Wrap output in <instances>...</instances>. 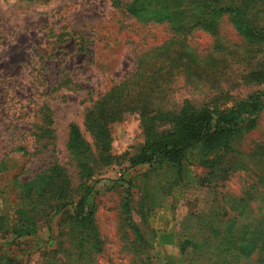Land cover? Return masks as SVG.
Listing matches in <instances>:
<instances>
[{"label":"rangeland","instance_id":"374dc122","mask_svg":"<svg viewBox=\"0 0 264 264\" xmlns=\"http://www.w3.org/2000/svg\"><path fill=\"white\" fill-rule=\"evenodd\" d=\"M117 3L0 0V254L12 253L24 264H45L62 242L68 247V238L75 239L77 232L59 226L62 213H54L39 222L36 234L15 239L11 229L35 202L26 185L54 165L65 169L75 189L86 182L67 150L70 125H79L93 145L83 124L86 110L135 72L141 53L173 37L167 24H143L120 11ZM219 27L216 36L196 30L178 37L195 55L212 54L220 61L218 77L195 78V85H190L178 76L170 84L172 101L178 106L194 97L200 104L213 97L218 87L241 98L260 93L263 108L255 124L233 141L226 158H241L257 174H264L250 162L254 155L264 154V86L244 83L247 66L239 60L245 42L228 16ZM43 106L51 110L54 133L50 144L42 148L36 145L34 132L45 117ZM112 137L116 162L88 181L92 187L88 200L94 206L100 240L90 263L195 264V248L202 247L195 241V217L208 214L215 199L203 185L206 169L195 162V155L181 166L159 161L132 167L127 159L144 143L137 115L114 124ZM254 176L245 171L233 174L218 185L216 191L222 196H217H241ZM126 202L144 243L138 242L129 226ZM12 242L20 245H8Z\"/></svg>","mask_w":264,"mask_h":264},{"label":"trees","instance_id":"16d2710c","mask_svg":"<svg viewBox=\"0 0 264 264\" xmlns=\"http://www.w3.org/2000/svg\"><path fill=\"white\" fill-rule=\"evenodd\" d=\"M116 2L120 11L143 24L145 21L167 24L173 37L141 53L135 72L86 110L83 124L93 145L86 140L79 125H70L67 150L81 180L86 179V182L75 189L64 168L50 167L26 185L35 196V202L25 208L11 232L15 239L32 236L38 231L41 220L62 213L58 225L77 231L75 239L68 238V247L62 242L45 264H91L90 255L100 248V240L94 224V206L88 200L92 192L88 181L116 162L111 153L112 126L129 115H137L144 143L137 154L127 159L132 167L159 161L181 166L195 155V162L206 169L203 185L212 190L215 199L208 214L195 217L198 225L195 241L202 246L195 248L192 258L195 264H264V174H257L241 158H226L233 141L255 124L263 108L261 94L241 98L218 87L219 91L207 101L197 104L193 97L177 106L172 101L170 86L180 75L190 85H195V78L218 77L216 67L220 60L212 54L203 58L195 55L178 37L196 30L216 36L225 16L245 42L239 60L247 66L244 83L264 86V0ZM41 109L45 117L35 126L34 136L36 145L43 148L53 140L54 130L51 110L44 106ZM250 162L264 172V154L254 155ZM239 171L254 174V182L241 196L219 198L222 193L216 191L218 185ZM124 210L138 242L144 243L143 235L131 222L129 202ZM0 264L24 263L21 258L5 252L0 254Z\"/></svg>","mask_w":264,"mask_h":264}]
</instances>
